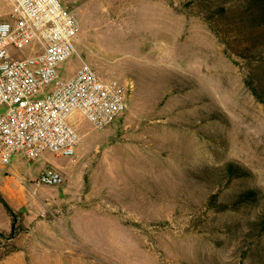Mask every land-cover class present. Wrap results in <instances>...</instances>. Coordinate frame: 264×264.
Masks as SVG:
<instances>
[{"label": "rangeland", "instance_id": "obj_1", "mask_svg": "<svg viewBox=\"0 0 264 264\" xmlns=\"http://www.w3.org/2000/svg\"><path fill=\"white\" fill-rule=\"evenodd\" d=\"M61 1L81 23L62 76L83 61L132 88L105 129L75 120L72 158L16 155L0 170L2 192L6 175L33 188L9 200L14 228L0 201V264H264V104L201 4L236 0ZM50 165L66 183L32 185ZM214 194L251 197L219 211Z\"/></svg>", "mask_w": 264, "mask_h": 264}, {"label": "built area", "instance_id": "obj_2", "mask_svg": "<svg viewBox=\"0 0 264 264\" xmlns=\"http://www.w3.org/2000/svg\"><path fill=\"white\" fill-rule=\"evenodd\" d=\"M0 170L16 155L30 161L48 152L72 158L80 143L76 119L105 129L127 109L126 90L83 62L74 76L60 68L78 53L81 23L61 0H0ZM26 185V181L22 180ZM63 171L47 166L33 182L60 187Z\"/></svg>", "mask_w": 264, "mask_h": 264}, {"label": "trees", "instance_id": "obj_3", "mask_svg": "<svg viewBox=\"0 0 264 264\" xmlns=\"http://www.w3.org/2000/svg\"><path fill=\"white\" fill-rule=\"evenodd\" d=\"M230 2V1H228ZM238 6L231 10L225 1L215 8L201 2L205 9V19L217 36L226 44V49L241 59L245 68V85L264 104V0H236ZM232 171V168H230ZM251 194H241L230 203H219L218 195L209 199V205L219 211L237 208L249 200ZM0 201L11 216L15 227L17 213L0 193ZM14 231L10 233V238Z\"/></svg>", "mask_w": 264, "mask_h": 264}, {"label": "crops", "instance_id": "obj_4", "mask_svg": "<svg viewBox=\"0 0 264 264\" xmlns=\"http://www.w3.org/2000/svg\"><path fill=\"white\" fill-rule=\"evenodd\" d=\"M18 157H20V156H18ZM11 167H12V165L10 164L5 170H7V171L9 170L10 171ZM56 167H58L60 169L61 168H64L65 169L67 166H60V165H58ZM40 173H39V175H40ZM14 178H15L14 176H8V175H6V177L2 180V183H3L2 189H3L4 192H2L1 189H0V193L4 196V198L7 200L8 203H9L10 198H12V200H14V203L16 204L17 201H18V198H19V193H21V192H23L24 190H27V189H30V191L32 192L33 191V188L31 186H27V184L26 185L23 184L22 183V180H25V178H23L22 176H19V178H17V177L16 178L20 181L19 185H20L21 191L18 192L16 190L12 189L9 184L11 183L12 179H14ZM32 185H35V184H32Z\"/></svg>", "mask_w": 264, "mask_h": 264}]
</instances>
